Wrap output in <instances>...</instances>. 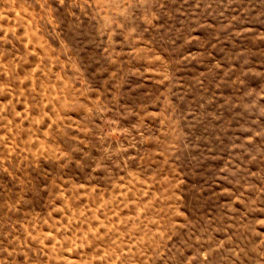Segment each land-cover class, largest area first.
Masks as SVG:
<instances>
[{
  "label": "rangeland",
  "instance_id": "obj_1",
  "mask_svg": "<svg viewBox=\"0 0 264 264\" xmlns=\"http://www.w3.org/2000/svg\"><path fill=\"white\" fill-rule=\"evenodd\" d=\"M0 264H264V0H0Z\"/></svg>",
  "mask_w": 264,
  "mask_h": 264
}]
</instances>
